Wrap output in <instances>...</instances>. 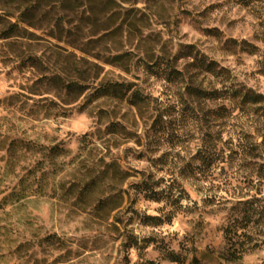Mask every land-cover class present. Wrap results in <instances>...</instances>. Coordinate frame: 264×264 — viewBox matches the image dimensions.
<instances>
[{
  "label": "rangeland",
  "instance_id": "obj_1",
  "mask_svg": "<svg viewBox=\"0 0 264 264\" xmlns=\"http://www.w3.org/2000/svg\"><path fill=\"white\" fill-rule=\"evenodd\" d=\"M35 4L0 40V264H264V103H197L158 66L193 45L226 70L195 84L264 96V0ZM107 81L141 102L91 98Z\"/></svg>",
  "mask_w": 264,
  "mask_h": 264
},
{
  "label": "trees",
  "instance_id": "obj_2",
  "mask_svg": "<svg viewBox=\"0 0 264 264\" xmlns=\"http://www.w3.org/2000/svg\"><path fill=\"white\" fill-rule=\"evenodd\" d=\"M35 1L36 0H0V40H18L26 39L27 36H32L29 29L23 27V25L31 29H37V25L33 21L35 20L34 18H36V11L38 10ZM11 18L15 20L13 21ZM239 45L241 47L243 46V50L250 54H255L256 47L244 41ZM112 62H120V58L114 57ZM158 62V66H162L161 72L165 74V79L168 81L182 80L185 75L189 76L190 83L186 85L185 93L197 103L206 101L214 102L217 100L228 103L239 100L241 102L240 104L247 103L252 105L264 103V96L262 95L252 94L249 90L242 91L238 88L233 90L231 83L228 81L229 79L222 80L220 88L205 89L201 84H195L194 79L198 75L224 78L226 70L219 68L214 61L208 60L199 51L195 50L193 45H186L179 48L172 56H162ZM180 62H183V67L178 68ZM55 86L57 93H64L65 96L70 94L78 96L88 89V85H80L70 81H57L55 82ZM132 88L133 85L131 83L122 84L116 81L102 82L93 89L90 97H95V99L116 98L122 100L129 94L127 98L128 101L131 105L137 106V104L141 102V97L138 95L137 90H133ZM219 111V116L222 117L226 116L229 109L225 106H221Z\"/></svg>",
  "mask_w": 264,
  "mask_h": 264
}]
</instances>
